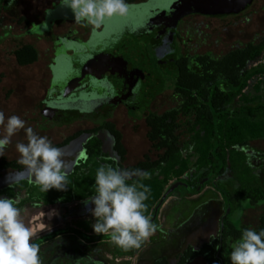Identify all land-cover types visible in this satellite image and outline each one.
Instances as JSON below:
<instances>
[{
	"label": "rangeland",
	"instance_id": "obj_1",
	"mask_svg": "<svg viewBox=\"0 0 264 264\" xmlns=\"http://www.w3.org/2000/svg\"><path fill=\"white\" fill-rule=\"evenodd\" d=\"M56 1L59 0H15L6 6L5 9L0 7V38L3 37L0 41V111L4 112L6 120L11 115L19 116L26 122L25 127H31L38 135L48 137L54 146L72 137L76 132H83L92 126L89 123L79 121L73 123L71 127L60 129L51 128L53 125L68 126L75 119L68 116H56L55 119H51L45 113L44 119L47 121L41 122L39 119H35V122H29V120L34 118L35 104L45 93L48 78L45 54L50 49V45L47 41L36 42L33 39H23L21 43H18L12 40L11 37L4 38V35L10 32L12 35L20 33V28L16 26V22L20 17L25 18L29 22L39 21L43 11L49 9ZM142 1L144 0H132V2ZM173 1L175 0H166L164 5ZM52 9V12L49 13L50 15L47 18V22L37 28L40 31V35H44V33L50 35V27L54 24L58 25L54 31L55 34L64 33L66 31L64 27L66 26H70V28L79 27L89 29V25L84 26L75 23L74 15L69 8L59 4L58 6L52 5ZM151 12L152 10L149 6L146 8L128 6L127 15H115L111 18H105V21L100 25L103 28L102 31L99 34L93 33L88 43L83 45L82 51L87 50L90 54L101 56L102 53L109 50L110 47H113L119 41V37L115 35V39L109 42L110 39H108L107 32H112L117 29L119 25L130 18L133 21L146 19L151 15ZM240 12L243 14L220 20H210L200 17H190L184 20L180 29L184 42L181 45V53L190 56L209 53L214 57H221L235 48L258 41L264 36V0H254L249 8H244ZM7 28L11 30L8 31ZM32 32H36V30ZM101 40H104V42H100ZM20 44H30L35 47L39 54V59L35 64L25 68H19L16 65L12 51ZM62 58L64 57L58 59L60 65L57 64L56 66V90L62 89L60 87L64 83H73L77 79L75 73L69 69V60L67 59L68 61L66 62ZM263 64L264 51L258 59L248 64L247 69ZM160 70L164 71V67L161 65ZM48 97L50 98L52 96L49 95ZM169 97V92L159 96L147 112L162 113L168 110L171 107L167 102ZM262 102H264V74L251 78L247 82L246 88L241 96L233 102L232 106L233 108H238ZM133 113L130 112V114ZM145 114L140 113L136 117L129 118L123 110L119 109L110 118V121L113 122L122 136V142L126 152L123 164L125 167L137 164L144 157L153 161L158 156L157 153L151 150L150 144L145 139L146 128L143 121ZM98 117L100 115L92 118ZM4 134L3 126H0V138ZM253 134L254 130L252 128L247 129L244 122L235 123L225 121L220 130L223 146L226 148L228 157L232 150H238L236 152L241 151L245 160L243 162L241 157H239L238 163L236 162L237 166L240 167L244 164L254 174L259 175L264 163L262 159L257 158V153L263 154L264 141L256 140L250 142L248 149H242L236 145L245 135L252 136ZM207 135V132H202L189 145L188 149L181 152V159L174 160L172 163L166 165L162 173L159 175L156 174L147 182V187L150 189L149 193L151 195L153 192L154 194L156 192L159 196L160 194L163 196L169 188H172L178 182L188 179L193 164L203 159L209 153L210 146L206 139ZM99 137L104 144L108 160L118 162V158L110 150V138L105 134H101ZM80 140L78 142H71L67 147L61 149L64 152V158L69 163L68 175L73 172L78 162L84 158L81 146L85 142V137ZM18 142L27 143L24 130H21L12 137V143L4 150V154L0 158L19 161L20 156L16 150V144ZM103 164H105L104 161L97 162L95 166L90 167V169L83 173V179L88 184L91 181L94 184L92 187L95 186L96 171ZM228 167H231L230 163ZM230 175L228 173L227 177ZM135 178L133 177V179ZM21 181L34 183L28 176L26 169L20 174L12 171L3 172L0 175V190L6 188L14 190L15 197L13 199L17 201L15 206L20 209V218L35 233L31 241L32 243L64 230H75L85 236L109 237V235H98L94 233L92 225L96 221L89 211V208H94V205H85V199H72L67 204L54 203L49 206L41 204L17 205L21 200L26 198L25 193L18 192L16 188V185ZM85 186L86 183L79 186L80 191H78L79 193L77 192L78 195L87 194L83 191ZM60 192L65 193L67 189ZM1 198L6 197L2 196ZM153 208L156 209L157 205ZM223 208L224 210L226 208L224 204ZM247 208L251 209L247 203L240 202L238 208L231 212L230 220L236 226L241 224L240 218L242 212ZM195 211H193L195 213L193 216L189 215L186 222V225H188L187 231L182 227V238L179 240L175 239L174 236H168L171 242L166 246L164 245L163 248L156 246V236L159 235L157 232L140 249H132L129 251H124L112 243L111 240L88 244L73 234H62L38 245L39 257L42 264H151L155 260L163 257L170 261L175 254L187 246L198 248L203 240L205 242L208 240V236L206 237L205 234L202 235L196 232L198 228L195 219L199 211ZM215 211H212L211 215L209 214V218L216 216ZM260 212V209H254L249 212L245 211L244 216H242L243 218L246 217L244 223L251 225L250 222L256 220ZM49 213H52V215L49 216ZM146 216H149V213ZM43 224L48 227L43 229ZM214 224L212 222L213 227L211 228H214ZM231 251L227 249L226 254L230 255ZM199 262L196 264H201V261Z\"/></svg>",
	"mask_w": 264,
	"mask_h": 264
},
{
	"label": "trees",
	"instance_id": "obj_2",
	"mask_svg": "<svg viewBox=\"0 0 264 264\" xmlns=\"http://www.w3.org/2000/svg\"><path fill=\"white\" fill-rule=\"evenodd\" d=\"M13 1L15 0H0V7L5 9ZM263 51L264 36L256 42L235 48L221 57H212L209 54L199 55L194 58L192 63L187 59H182L184 64L179 66V72L173 83L176 102L167 111L161 114H151L145 118L147 129L145 139L156 152L163 153L155 161L146 158L135 166L122 167L125 151L121 145V135L110 124L102 126V129L105 128L113 136L114 152L119 159L118 164H114L112 161H107V163L129 171L140 169L149 172L150 178L140 181L146 186L152 177L163 172L166 165L181 159V152L188 149L197 136L202 132L208 134L206 139L210 146L209 153L193 164L188 179L178 182L179 187L176 190L182 191L186 196H194L200 194L206 186H210L221 196L226 208L217 238L201 244L198 248L187 246L177 253L172 261L163 257L155 260L152 264H189L201 257L205 264H229V255L226 254L228 242L239 241L242 232L248 229L242 224L236 226L230 220L231 212L238 208L240 202L247 203L252 209H261L259 225L255 231L259 232L264 229V164L259 175L254 174L244 164L238 167L239 157L243 162L245 160L242 152L232 150L228 157L220 135L221 127L225 121L244 122L247 129L254 130V134L252 136L245 135L237 142V147L248 149L250 142L264 141V102L238 108L232 106L233 102L243 93L247 82L254 76L264 74V64L247 69L248 64L258 59ZM12 56L16 65L20 67L30 66L37 61V53L30 45L19 47L12 52ZM255 131L258 132L255 133ZM81 134L79 132L65 139L56 147L66 146ZM84 150L87 159L68 176L70 183L66 186L67 192L61 193L59 190L51 189L44 193L36 185L20 182L16 188L26 191L28 198L22 201L19 206L27 203L44 206L54 203L67 204L72 199L83 200L95 194V186L92 187L94 184L92 181L88 184L83 179V173L87 167L90 169L97 164V160L103 158L100 142L95 138L90 139L84 145ZM257 158L263 161L264 152L263 154L257 153ZM229 163L230 168L228 167ZM23 167L24 165L14 161L2 160L0 173L6 170L21 172ZM228 173L231 174L229 177H227ZM133 180L128 183L131 184ZM85 183L83 191L87 194L78 195L79 186ZM172 192H168L163 197L156 192L155 194L153 192L152 195L149 193L148 199L144 201L147 205V211L144 214L149 213L151 222L156 226L158 224L156 220L158 209ZM154 195L156 196L154 197ZM1 196L14 198L13 190L10 188L2 190L0 191ZM155 205H157L156 209L153 208ZM62 234H73L88 244L110 239L109 237H86L73 230H64L33 243L40 245L42 242Z\"/></svg>",
	"mask_w": 264,
	"mask_h": 264
},
{
	"label": "flooded vegetation",
	"instance_id": "obj_3",
	"mask_svg": "<svg viewBox=\"0 0 264 264\" xmlns=\"http://www.w3.org/2000/svg\"><path fill=\"white\" fill-rule=\"evenodd\" d=\"M165 1L166 0H144L142 2H132V0H125V3L129 7L146 8L147 6H149L152 10L151 15L146 19H142V20L140 19L139 21H133L132 18H130L129 20L124 21L123 24L119 25L117 29L113 30L112 32L110 31L107 32L109 36L108 39H110L109 42L115 39L114 38L115 35L119 37L118 38L119 41L117 42L116 45L110 47L109 50L102 53L101 56L90 54V52H87V50L82 51V47L83 45L88 43L93 33L99 34L102 31L103 29L102 26L99 27L95 26L94 28V26L89 25V29H85V28L82 29L79 27L70 28V26H66L64 27L66 28L65 29L66 31L64 33L55 34L54 31L56 27H58V25L54 24L52 27H50V32H49L50 35H48L47 33L46 34L44 33V35L42 34L40 35V31L37 30V28L47 22V18L50 15L49 13L52 12L53 10L52 5L58 6L59 4H61V0L56 1V3L52 4L49 9L44 10L41 15V18L37 22L35 21L29 22L25 18L20 17L16 22V26L20 28L19 34L12 35V33L10 32L4 35V38L11 37L12 40L18 43H21V40L23 39H33L36 42L47 41L48 44L50 45V49L47 50L46 51L47 54H45L47 60L46 70L48 74L45 93L43 97L35 104L34 118L29 120V122L30 123L35 122V119L36 120L39 119L41 122L47 121L46 119H44V113H45L51 119H55L56 116H68L75 119L68 126L53 125L51 128H57V129L67 128V127H71L73 123L79 121L89 123L92 126L90 129L81 132L82 134L79 137L71 141V142H75V141L78 142L81 141L80 140L81 138L85 137V142L81 146L84 158L78 162V164L74 167V169L80 163H84V161L87 159L85 155L84 145L90 139L93 138L97 139L100 142V150L103 155V158L97 160L96 162L104 161L105 164H108L107 161L114 162L113 160H108L105 152L104 144L100 139L99 135L105 134L110 138L111 140L110 150L115 155L114 138L105 128L102 129V126L106 124H110L120 134V132L114 126L113 122L110 121V118L113 116L114 113L118 112L119 109L123 110L125 115L128 116L129 118L136 117L137 114L140 113L143 114L146 113L143 118L145 125V118L148 115L161 114V113L147 112V110L150 109L152 104L157 100L159 96L163 95L166 92H169L170 97L167 100L169 105H171L172 107V105L176 102L175 95L173 93V83L176 80L175 77L179 72V68H180L179 66L184 64V61L182 59H187L192 63V61L196 56L209 54V53L196 54L190 56V55H183L181 53V49H182L181 45L184 42L182 39L183 37L181 36L180 29H181V24L184 20L190 17H200L210 20H220L227 17L232 18L243 14L240 13L235 16H227L218 19L202 17L198 15L188 16L180 20L176 24L174 35L170 40L169 38L172 35V32L170 31L171 25L169 24V22H167V20L164 19V13L190 2H197V1L205 2L206 0H175L167 5H164ZM7 30L10 31L11 29L7 28ZM34 30H36V32H32ZM30 32H32L33 34L32 33L30 34ZM1 39H3V37L0 38V41ZM100 42H104V40L103 41L101 40ZM168 42H171V44L175 48V56L173 63L171 65L169 61L158 63V56L162 55V53L165 52V48L168 47ZM24 45H30V44H20L16 49ZM32 47L35 49L34 46ZM16 49H14L13 51H15ZM35 51L37 53V61H38L39 54L36 49ZM139 52H143L144 60L155 70L156 74L162 81V91L154 95L153 97L147 96L146 93L144 92V87L146 86V84L143 82V77H144L143 72L145 73L149 72L148 69L145 68L144 70H142V72L141 70L139 71L133 70V66L135 65L134 54ZM61 57H64L62 59L66 62L69 60L70 63L69 69L71 72L75 73L77 79L73 83H69V84L64 83L63 85H61L62 87H60L62 89L56 90V66L57 64L60 65L58 59H60ZM160 65L164 67V71L160 70ZM18 67L25 68L29 66H24V67L18 66ZM49 95H51L52 97L49 98L48 97ZM144 97H146V99H143ZM126 98H127L126 100L127 104L124 103V101L123 102L121 101ZM131 98L134 99L132 102L130 101ZM50 109H55V110L61 109V111H64L66 114L59 115L56 114V112L51 113ZM130 112H134V113L130 114ZM99 115L100 117L98 118H92L94 116H99ZM95 129L98 130L94 132L93 130ZM77 133L79 132H76L75 134ZM68 145L69 143L60 149H63ZM121 145L123 146L122 136H121ZM150 148L155 153H157L158 156L162 153V152L160 153L156 152L151 145ZM123 149L125 151L124 146ZM125 157H126V152H125ZM125 157H124V161H125ZM146 158L147 157H144V159L140 162H143ZM2 160H5L7 162L14 161L17 164H21L19 163V161H15L13 159L0 158V162ZM124 161L121 163L122 167H125L123 165ZM118 162H114V164H118ZM25 169L26 168L24 166L21 172H16V171H12V172H16L20 174ZM88 169L89 167H87L86 170ZM7 171L10 170H6L3 172H7ZM21 182H26L28 184L35 185V183H30L27 181H21ZM18 192H24L26 195V198L21 200V202L28 198L26 191L18 190ZM13 196L15 197L14 190H13ZM21 202H19V204ZM29 204L32 203H27L23 206Z\"/></svg>",
	"mask_w": 264,
	"mask_h": 264
},
{
	"label": "clouds",
	"instance_id": "obj_4",
	"mask_svg": "<svg viewBox=\"0 0 264 264\" xmlns=\"http://www.w3.org/2000/svg\"><path fill=\"white\" fill-rule=\"evenodd\" d=\"M61 5L71 10L76 24L84 26L99 27L105 18L128 13L125 0H61ZM25 123L17 115L6 120L4 112L0 111V126L5 132L0 138V156L12 143V137L24 130L27 143L16 144L19 163L25 166L28 176L42 192L65 190L70 181L64 152L48 137L25 127ZM133 177L136 179L129 184ZM148 178L150 173L140 169L129 171L111 164L97 169L96 194L84 201L85 205H94L89 208L96 221L92 225L94 233L109 235L111 242L124 251L140 249L149 240L156 225L144 214L147 211L144 201L150 189L140 182ZM16 203L13 198H0V264H42L39 246L31 242L35 233L21 220ZM46 227L43 224V229ZM230 261L231 264H264V229L259 232L245 229L240 240L232 245Z\"/></svg>",
	"mask_w": 264,
	"mask_h": 264
},
{
	"label": "crops",
	"instance_id": "obj_5",
	"mask_svg": "<svg viewBox=\"0 0 264 264\" xmlns=\"http://www.w3.org/2000/svg\"><path fill=\"white\" fill-rule=\"evenodd\" d=\"M124 168H126V167H124ZM174 186H176V187L174 188ZM174 186L172 188H169V190H167L166 194L163 195V196H166L168 194V192L173 191L168 197H166L164 199L162 205L158 209V213H157V217H156L158 224L156 226L155 232H157L159 235L156 236V241H157L156 246H160L161 248H163L164 245L165 246L168 245L171 242V240H170V238H168V236H170V237L174 236L175 239L180 240L183 236L182 227H183V229H185L187 231L188 225H186V222L189 218V215L193 216V214H195V213H193L194 210H196L195 212L199 211V213L195 219L197 222V228H198L196 230V232L199 234H202V235L205 234L206 237L208 236V240L206 242L213 239V238H211L213 235L217 236V234L220 230L221 219L223 218V216L225 214V210L223 208V202H222L221 196L218 193H216L210 186H206L200 194L194 195V196H186L185 194L182 193V191L176 190L179 187V185L175 184ZM254 209H260V208H253V209L247 208V209L243 210L240 219H241L242 225H245L248 229L251 228V229L256 230L258 228V225H259V217H260L261 212L258 214V217L256 218V220L250 222L251 225L245 224L244 219L246 217L245 218L242 217V216H244L243 214L245 213V211L249 212V211H252ZM214 210H216L215 211L216 216L209 218V214L211 215V212ZM211 220H212L213 224L216 222L214 224V228H211V227H213ZM73 231H75V230H73ZM188 232H190V231H188ZM160 236H161V238H160ZM86 237H97V236H86ZM108 240H111V239H108ZM101 241H105V240H101ZM101 241H99V242H101ZM206 242L203 240L201 242V244L206 243ZM235 242H237V241L228 242V248L227 249H229L231 251L232 245ZM95 243H98V242H95ZM172 259H170V260L172 261ZM199 261H201V264H205L202 257L195 259L194 261L190 262L189 264H196ZM228 263L231 264L230 255H229Z\"/></svg>",
	"mask_w": 264,
	"mask_h": 264
},
{
	"label": "water",
	"instance_id": "obj_6",
	"mask_svg": "<svg viewBox=\"0 0 264 264\" xmlns=\"http://www.w3.org/2000/svg\"><path fill=\"white\" fill-rule=\"evenodd\" d=\"M253 1L254 0H206L205 2H190L178 8L169 10L168 12L164 13V19L167 20V22H169V24L171 25L170 31L172 32V35L169 39L171 40L174 35L176 24L180 20L188 16L198 15L216 19L227 16H235L240 14V11H243L244 8H249L252 5ZM134 56L135 65L133 66V70H141L142 72V70L146 68L149 71L147 73L143 72V82L146 84V86L144 87V92L146 93V95L153 97L154 95L160 93L162 91V81L156 74L155 70L144 60L143 52L135 53ZM174 56L175 48L171 44V42H168V47L165 48V52H163L162 55L158 56V63L169 61L171 65L173 63ZM143 99H146V97H144ZM126 100L127 98L121 101H124V103L127 104ZM133 100L134 99L132 98L130 99L131 102ZM50 110L51 113L56 112V114L59 115L66 114L64 111H61V109ZM175 187L176 186H174V188Z\"/></svg>",
	"mask_w": 264,
	"mask_h": 264
}]
</instances>
